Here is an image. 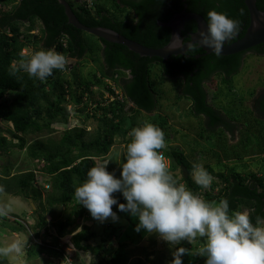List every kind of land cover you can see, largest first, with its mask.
<instances>
[{
  "label": "trees",
  "instance_id": "16d2710c",
  "mask_svg": "<svg viewBox=\"0 0 264 264\" xmlns=\"http://www.w3.org/2000/svg\"><path fill=\"white\" fill-rule=\"evenodd\" d=\"M111 1L118 16L110 15L105 8L97 5L95 0L91 1L90 6L84 0L79 9H76L71 2H67L78 21L84 26L112 30L126 39L151 49L163 48L168 44L170 30L159 26L158 23L168 22L175 14L183 10L184 5L187 12L198 14L205 21L210 10L226 13L239 22V38L244 36L249 26V14L244 0ZM7 7H9L7 11H1L2 8ZM256 7L264 13V0H256ZM125 11H130L133 15L132 20L120 19ZM35 23L40 25L39 36L29 37L22 33L21 28H24L27 33L33 31ZM188 31H196L195 22L190 21L185 25L184 32ZM184 32L181 34L185 35ZM83 33L85 32L68 24L64 8L57 0H0V121L11 124L13 128V133H10L0 126V155H8L12 149L23 150L25 142L21 136L39 133L42 129H50L52 125L60 122L65 123L63 106L67 103L81 105L83 95L90 91L91 86L104 85L113 96V100L108 105L99 104L96 108L103 118H100L102 125L100 133L93 140H84V130L67 129L59 146L54 147L53 150L44 151L40 147L30 146V156L41 163L38 171L49 177V186L45 190L50 206H67L75 203L77 207H83L75 198L74 191L87 179L88 170L96 165L94 158L105 156L113 146L115 137L124 138L134 128L131 117L125 110L126 102L132 103L135 107L134 111L138 114L141 112L149 114L155 111L159 97L150 82L152 66L159 67L166 78H180L182 80L181 98L190 101L192 115L204 116L210 119L209 126H215L220 119L214 115L212 107L208 104V94L202 83L214 72L223 73L227 77L237 74L242 64V53L231 56L209 54L201 63V58L195 59V55L200 52L196 48L183 55L172 56L166 61L155 57H141L124 46L108 43L96 37H93L97 42V47L94 49L89 43L87 44ZM28 38L32 40L29 42ZM29 44L32 46L33 53L51 49L76 60H81L93 50H98L102 59L101 75L94 76L92 84L83 85L78 79L75 68H71V80L65 79L60 70H54L45 81L29 77L23 71L14 72L22 60L29 58L22 54L23 49ZM260 46L263 47L262 53H264V44ZM254 49H258V46ZM108 78H111L116 88L120 89L124 102L118 99V95L114 94L110 86L105 84ZM261 115L264 117V100L261 105ZM259 121L263 128L264 120ZM151 124L161 129L156 121H152ZM231 128V126L227 127L228 130ZM6 134L10 136L9 142ZM14 139L19 140L20 143L13 144ZM226 144L224 143L223 147L227 146ZM240 144L241 142L238 145ZM261 144L258 147L259 154L264 152V146ZM36 148L39 149L38 152ZM158 151L163 152L161 149ZM222 152L226 156L222 153V158L219 153L214 157L216 164L222 167L221 169L214 171L212 164L203 165L213 179L218 181L217 184L213 182L212 185L213 188L218 187L216 194L202 190L192 180L190 173L193 165L186 159L183 152L173 149L163 154L168 159L172 170L176 168L180 170L179 181L189 190L213 203L227 199L230 212L240 211V206H244L255 222L256 217H264V170L261 176L255 173L243 175L237 172V167H234L243 157L228 152L226 148ZM182 167L187 170L186 179L183 177ZM121 170L120 166L115 172L114 175L117 178L120 177ZM173 176L176 179V176ZM33 182H36L33 171L11 177L5 173L2 182L4 188L1 193L11 194L14 197H26V192L31 190L34 201L40 197V191L31 189ZM114 195L119 203H126L121 193H114ZM114 206L117 205H113V208ZM121 213L125 215L130 225L127 229L128 233L124 236L126 239L130 232L135 231L137 219L130 218L125 212ZM36 214L38 223L33 228L35 240L39 239L40 232L45 229L44 218L38 212ZM73 216H76V213H73ZM0 219L1 226L11 233L24 231L23 225L18 220L10 221L6 216H0ZM72 225V217L54 223L53 230L57 239L68 234ZM94 238L95 234L84 227L82 231L72 236V246L79 252L89 253L94 257L101 256L97 264L128 263V244L124 242L125 240L119 242L115 250H111L102 243L97 246L90 244ZM181 246L187 248L188 253L191 252L189 242L184 241ZM46 254L64 259L62 251H57L45 242L33 245L26 251L29 259ZM195 261L190 254L183 256V264H193ZM0 264H7V262L0 259ZM136 264L141 263L138 261Z\"/></svg>",
  "mask_w": 264,
  "mask_h": 264
},
{
  "label": "rangeland",
  "instance_id": "374dc122",
  "mask_svg": "<svg viewBox=\"0 0 264 264\" xmlns=\"http://www.w3.org/2000/svg\"><path fill=\"white\" fill-rule=\"evenodd\" d=\"M67 1L71 2L76 9H79L84 2V0ZM85 1L87 4L89 0ZM95 1L97 5L105 8L110 15H119L114 9L111 0ZM8 8H2L1 11L5 12ZM92 12L94 13L93 9ZM121 18L132 20L133 15L130 11H125L122 13ZM39 27L40 25L35 23V27L30 33H27L24 28H21V30L22 33L24 32L29 37L34 35L39 36ZM83 37L87 44L89 43L94 49L97 47V42L93 38L94 36L83 33ZM30 40L32 39L28 38L29 42ZM22 54L30 57L33 54L32 46L30 44L27 45L23 49ZM101 60V53L98 50H93L81 60L68 58V67L66 71H62V76L67 80H71V68H75L78 79L83 85L86 83L92 84L94 76L101 75ZM150 82L159 97L155 111L149 114L145 112L138 114L134 111L135 107L130 102H126L125 110L130 115L134 128L151 124L152 121L159 123L165 134L166 141V147L161 149V151L168 152L174 149L183 152L186 159L192 165L194 163H202L203 165L212 164L211 166L214 171H218L222 167L216 164L214 157L219 153L221 156L222 153L225 155L222 151L226 148L228 152H233L236 156L243 157L234 166L237 167V172L243 175L250 173H255L258 176L262 175L264 170V152L259 154L258 147L261 142V146H264V127L262 128L263 125L259 123L260 121H255L251 117L249 110L253 93L260 92L258 89L264 90V55H246L239 73L230 82L222 81L221 76H219L212 83L206 85L209 102L223 110L227 114L228 119L235 124L229 130V133L221 134L222 132L214 129V131H217L215 135L211 133L212 130L203 126L202 118L192 115L190 101L181 98L182 81L180 79L166 78L159 67L152 66L150 68ZM105 84L110 86L114 94L118 95V99L124 102L120 89L116 88L111 78L106 79ZM112 100L113 96L106 86H91L90 91L83 95V103L81 105L67 103L63 106L65 109L63 115L66 116L65 123L60 122L52 125L50 129H42L39 133L21 136L25 142L23 150L12 149L8 155H0V206L10 209L6 215L7 219L10 221L18 220L24 227V231L22 232L11 233L1 226L0 219V247H7L15 241H19L23 245L22 252L19 254L0 255V259H4L7 264H47L49 262H53L54 264H97L101 256L94 257L89 253L79 252L72 246V236L82 231L84 227H87L91 233L95 234V238L90 241V244L93 246L102 243L106 247H110L111 250H115L119 242L125 240L124 242L128 244L129 255L127 264H136L138 261L141 264H170L175 247L169 246L156 234H149L145 230H141L140 232L133 231L125 239L124 236L128 233L127 229L130 225L125 215L118 210L117 206H114L113 211L117 213L118 220L113 221L111 218H108L106 221L100 222L91 216L86 207H77L75 203L67 206L48 205L49 199L45 189L49 186V177L38 171L41 163L34 160L29 154L30 146L40 147L44 151L53 150L54 147L59 146L60 140L67 129L84 130V140H93L100 133L102 126L100 118H103L96 108L99 104L106 106ZM239 100H243V107H241ZM59 120L61 121V117H59ZM0 126L5 131L13 133L11 124L0 121ZM1 135L3 136L4 134ZM7 138L9 142L10 136L7 135ZM130 140L129 134L124 138L115 137L114 144L108 153L105 156L94 158V162L99 164L108 160L107 170L115 174L125 158L126 146ZM238 141L239 143L241 142L240 145H238ZM12 143L17 145L20 141L14 139ZM224 143H227V146L223 147ZM245 145L247 146L246 148ZM38 148H36L37 152L39 151ZM30 171L35 173L36 178V182H33L31 189L40 191L39 198L33 201L31 190L26 192V197H14L11 194L1 193V190L4 188L2 182L5 173L11 177ZM169 171L172 175L176 176L178 183L184 184L179 181L181 174L178 168L172 170L170 165ZM190 177L194 180L193 170L190 173ZM213 182L218 183L216 179H213ZM212 185L210 188L202 190L216 194L218 187L213 188ZM29 200L32 201L33 206ZM242 210L248 211L244 206H240V211ZM36 212L45 220V229L40 232V237L37 240L33 237V228L38 223ZM73 213H76V216H73ZM127 216L136 219L128 213ZM68 217H72L73 225L69 228L68 234L57 239L53 230V224L57 221H64ZM44 242L57 251H62L64 259L56 258L51 254L29 259L26 255L28 248ZM205 243L206 238L201 237H197L195 240L189 242L191 252L188 254L196 260L193 264H205L206 257L198 254ZM179 246L181 245L176 247Z\"/></svg>",
  "mask_w": 264,
  "mask_h": 264
},
{
  "label": "clouds",
  "instance_id": "9594fccd",
  "mask_svg": "<svg viewBox=\"0 0 264 264\" xmlns=\"http://www.w3.org/2000/svg\"><path fill=\"white\" fill-rule=\"evenodd\" d=\"M238 32L237 20L210 10L206 28L198 33V43L219 56ZM173 37L183 40L178 35ZM67 67L68 58L49 49L34 52L14 72L23 71L29 77L45 81L54 70L66 71ZM129 136L119 178L107 170L109 161L105 160L91 167L87 179L75 188V198L95 220H118L113 211V205H117L120 212L137 219L135 231L156 234L175 247L170 264H183L188 249L176 246L197 237L206 238L198 252L206 257L205 264H264V217L258 216L253 222L247 210L230 212L227 199L209 202L178 183L164 155L158 151L166 147L165 134L159 127L145 124L133 128ZM193 179L202 189L210 188L213 182L202 163L193 164ZM114 193H121L126 203H119ZM9 211L0 206V216H6ZM22 248V243L15 241L0 247V255L19 254Z\"/></svg>",
  "mask_w": 264,
  "mask_h": 264
},
{
  "label": "water",
  "instance_id": "95a60500",
  "mask_svg": "<svg viewBox=\"0 0 264 264\" xmlns=\"http://www.w3.org/2000/svg\"><path fill=\"white\" fill-rule=\"evenodd\" d=\"M57 1L64 8L65 15L68 19V24L72 25L77 30L85 32L96 38L102 39L108 43L124 46L129 51L141 57H155L166 61L172 56L183 55L187 51V49L193 45H196L197 47L201 48L205 52V54H215L211 52L210 49L204 48L198 43V33L206 28V21L203 19V17L198 14L187 12L186 5H184L183 10L181 12L175 14L168 22L158 23L159 26L166 27L170 30V40L168 44L163 48L151 49L144 47L139 43L126 39L125 37L119 35L118 33L112 30L106 28H90L84 26L78 21V19L74 15L73 10L67 0ZM244 4L249 14V26L244 36L232 44H226L223 53L219 56H231L239 54L253 47L264 44V13L257 9L256 0H244ZM190 21L195 22L196 31L194 33L189 34V41L183 44V40L181 41L178 39H174V35H178L181 37V33L184 30L185 24ZM182 172L184 179H186L188 173L184 167H182ZM29 202L33 206V204L31 203L32 201L29 200Z\"/></svg>",
  "mask_w": 264,
  "mask_h": 264
},
{
  "label": "flooded vegetation",
  "instance_id": "af4514ba",
  "mask_svg": "<svg viewBox=\"0 0 264 264\" xmlns=\"http://www.w3.org/2000/svg\"><path fill=\"white\" fill-rule=\"evenodd\" d=\"M188 23V22H187ZM186 23V24H187ZM185 24V25H186ZM185 31V27H184V30L182 31V32H184ZM195 32V31H194ZM194 32H184L185 33V35H183V34H181V38H183V41H182V43L183 44H185V43H187L188 41H189V34H191V33H194ZM238 39H240L239 37H238V34H237V36H236V38L235 39H233V40H230V41H228L226 44L227 45H229V44H232V43H234L235 41H237ZM197 49V50H200V52L199 53H197L196 55H195V59H200L201 58V63L202 62H204V60L206 59V56L207 55H209V54H205V52L201 49V48H199V47H197L196 45H193V46H191V47H189L188 49H187V51H192V49ZM255 47H253V48H251V49H249V50H247V51H245L244 53L242 52V58H241V62H242V64H243V60H244V58H245V56L246 55H248V54H253V55H256V56H263L264 55V53H262V51H263V47L262 46H258V49H254ZM186 51V52H187ZM185 52V53H186ZM242 64H241V67H242ZM241 67H240V69H241ZM240 71V70H239ZM196 72V71H195ZM238 74V73H237ZM237 74H234V75H231V76H229V77H227L225 74H223V73H220V72H214V73H212L210 76H209V78L205 81V82H203L202 84H203V87H204V89L206 90V85H208V84H210V83H212L213 81H214V79H216V78H218L219 76H221V78H222V81H224V82H230L231 81V79L234 77V76H236ZM121 78V77H120ZM178 79H180V78H178ZM181 80V79H180ZM182 81V80H181ZM256 90V89H255ZM258 90H260V92L259 91H257V92H255V93H253V96L251 97V104H250V110H249V112H251V117L252 118H254L255 119V121H259V120H264V117H262V115H261V105H262V102H263V100H264V90L263 89H258ZM208 94V93H207ZM208 96V95H207ZM207 102H208V104L212 107V110L214 111V115L216 116V117H219V119H220V121H219V123L217 124V125H215V126H209V124H210V119H207V118H205L204 116H200V118H202V124H203V126L205 127V128H207V129H210V130H212L211 131V133H214L215 135L217 134V131L218 132H222L221 134H223V133H229V130L227 129V127L228 126H231V127H233V126H235V124L233 123V122H231L229 119H228V116H227V114L223 111V110H221V109H219L218 107H216V106H214V104H212V103H210L209 102V97L207 98ZM239 103H241V107H243V100H239ZM244 113H246V112H244ZM214 129H216L217 131H214ZM235 130V129H234ZM234 130H233V133H234ZM223 136V135H222ZM239 142V141H238ZM237 142V143H238ZM236 143V144H237Z\"/></svg>",
  "mask_w": 264,
  "mask_h": 264
},
{
  "label": "built area",
  "instance_id": "2783aa9c",
  "mask_svg": "<svg viewBox=\"0 0 264 264\" xmlns=\"http://www.w3.org/2000/svg\"><path fill=\"white\" fill-rule=\"evenodd\" d=\"M88 4H89V6L91 5V2H90V0L88 1ZM162 153V155H164L163 154V152H161ZM164 157H165V163H166V165L168 166V168H169V161H168V159L166 158V156L164 155Z\"/></svg>",
  "mask_w": 264,
  "mask_h": 264
}]
</instances>
